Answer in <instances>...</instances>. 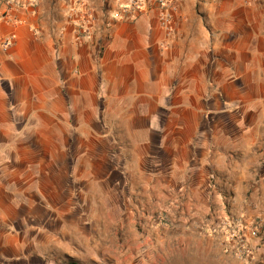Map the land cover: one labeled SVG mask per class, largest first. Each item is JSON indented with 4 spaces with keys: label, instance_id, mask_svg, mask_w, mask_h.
Returning <instances> with one entry per match:
<instances>
[{
    "label": "crops",
    "instance_id": "crops-1",
    "mask_svg": "<svg viewBox=\"0 0 264 264\" xmlns=\"http://www.w3.org/2000/svg\"><path fill=\"white\" fill-rule=\"evenodd\" d=\"M85 1L90 30L44 22L66 15L52 1L11 14L0 0V264H83L50 220L82 197L78 182H167L181 167L177 188L209 198L213 171L253 160L163 154L171 117L192 107L200 132L205 116L248 114L245 85L264 83V0H177L170 27L150 1L134 16Z\"/></svg>",
    "mask_w": 264,
    "mask_h": 264
},
{
    "label": "rangeland",
    "instance_id": "rangeland-1",
    "mask_svg": "<svg viewBox=\"0 0 264 264\" xmlns=\"http://www.w3.org/2000/svg\"><path fill=\"white\" fill-rule=\"evenodd\" d=\"M41 1L3 0V4L11 14L25 9L42 13ZM47 1L66 10L60 16L63 19L44 21L50 26L72 22L90 30L98 23L97 14L85 0ZM133 1L151 2L102 0L105 11L123 14ZM51 8L53 12L55 8ZM114 17L119 20L121 16ZM177 89L174 85V91ZM244 90L250 107L246 116H205L209 123L202 122L201 132V116L195 115L193 107L188 109L189 115L171 117L177 128L166 140L169 150L163 159H253L248 165L238 163L230 171H213L209 198L177 188L181 167H170L167 182H149L136 173H127L125 181L111 173L104 182H78L82 197L67 199L71 206L61 199L62 205L50 219L63 223L57 238L68 244L58 250L83 264H264V162L256 161L264 159V83H249ZM229 220H238L248 229L253 256L247 261L225 251L223 225Z\"/></svg>",
    "mask_w": 264,
    "mask_h": 264
},
{
    "label": "built area",
    "instance_id": "built-area-1",
    "mask_svg": "<svg viewBox=\"0 0 264 264\" xmlns=\"http://www.w3.org/2000/svg\"><path fill=\"white\" fill-rule=\"evenodd\" d=\"M80 3V1H79ZM151 4L155 7L163 9L162 21L164 24L171 26L173 13L178 9L179 4L177 0H151ZM149 5L142 4L138 1H133L129 10L124 12L128 15H136L139 13H145L149 11ZM10 41H6L5 45L8 46ZM246 227L239 223L238 220H229L223 225V235L225 239L224 248L225 251L230 254L243 259L249 260L253 256V248L250 242L249 235L245 232Z\"/></svg>",
    "mask_w": 264,
    "mask_h": 264
},
{
    "label": "trees",
    "instance_id": "trees-1",
    "mask_svg": "<svg viewBox=\"0 0 264 264\" xmlns=\"http://www.w3.org/2000/svg\"><path fill=\"white\" fill-rule=\"evenodd\" d=\"M70 264H80V263H78L76 261H72Z\"/></svg>",
    "mask_w": 264,
    "mask_h": 264
}]
</instances>
